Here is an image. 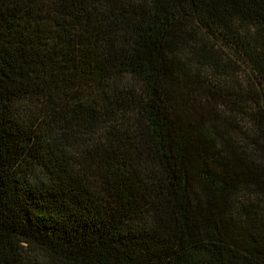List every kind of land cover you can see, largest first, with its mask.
I'll return each instance as SVG.
<instances>
[{
	"label": "trees",
	"instance_id": "trees-1",
	"mask_svg": "<svg viewBox=\"0 0 264 264\" xmlns=\"http://www.w3.org/2000/svg\"><path fill=\"white\" fill-rule=\"evenodd\" d=\"M0 264H264V0H0Z\"/></svg>",
	"mask_w": 264,
	"mask_h": 264
},
{
	"label": "rangeland",
	"instance_id": "rangeland-1",
	"mask_svg": "<svg viewBox=\"0 0 264 264\" xmlns=\"http://www.w3.org/2000/svg\"><path fill=\"white\" fill-rule=\"evenodd\" d=\"M187 28H188V30H187V32H189V27H188V25L186 26ZM193 35H195V34H193ZM237 71V70H236ZM239 74H240V76H241V78H243V72H239Z\"/></svg>",
	"mask_w": 264,
	"mask_h": 264
}]
</instances>
